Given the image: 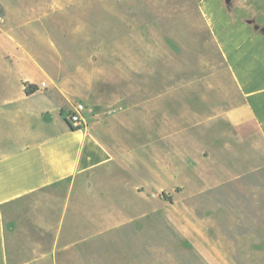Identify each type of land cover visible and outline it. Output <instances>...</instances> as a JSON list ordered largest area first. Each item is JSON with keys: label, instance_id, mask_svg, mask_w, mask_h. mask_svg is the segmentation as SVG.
<instances>
[{"label": "rangeland", "instance_id": "374dc122", "mask_svg": "<svg viewBox=\"0 0 264 264\" xmlns=\"http://www.w3.org/2000/svg\"><path fill=\"white\" fill-rule=\"evenodd\" d=\"M201 2L0 0V35L13 36L29 64L82 68L77 79L87 81L66 93L85 115L119 97L146 106L138 133L127 112L106 116L119 159L72 192L80 208L109 215L96 218L111 227L95 237L97 264H264V145L239 140L225 117L235 88ZM206 12L230 30V10L212 2ZM4 53L0 100L19 96ZM154 157L164 160L157 172ZM66 192L65 183L46 187L4 208L10 264H40L49 248L40 224Z\"/></svg>", "mask_w": 264, "mask_h": 264}, {"label": "crops", "instance_id": "0c3cea01", "mask_svg": "<svg viewBox=\"0 0 264 264\" xmlns=\"http://www.w3.org/2000/svg\"><path fill=\"white\" fill-rule=\"evenodd\" d=\"M212 2L222 11L230 10L229 31L206 12ZM201 3L235 88L237 100L225 110V117L239 140H258L264 145V0H202ZM223 24L227 25V21ZM0 47V58L5 52L8 59L7 63L2 61L1 68L19 91L17 98L0 100V119L5 120L0 124V264H10L7 234L14 227L13 223L7 224L4 208L34 191L62 183L66 184L67 194L59 210L49 216L52 220L48 225L40 224L45 229L43 234L49 248L38 260L40 264L43 259L47 260L46 264H97L95 237L109 232L111 227L96 225V218L109 215L93 208H80L76 202L81 196L75 193L72 197V192L77 183V186L90 183L89 179L108 170L119 159V146L111 142L119 136L118 128L107 118L127 112L131 117L128 121L138 133L137 129L140 127L142 131L146 121L143 116L146 106L140 108L138 104L142 101L121 97L117 101H100L102 110L90 115L83 111L84 123L77 130L71 129L65 118L80 102L73 101L66 90L87 81L84 76L77 79L76 74L82 68L51 72L41 65H31L17 51L19 46L13 36L0 35ZM89 54L84 55L89 57ZM41 81L45 82L44 86L40 85ZM24 83L35 84L38 89L26 94ZM34 95L42 96L45 101H32ZM148 102L154 105L152 99L145 104ZM157 116L154 113L150 118L157 120ZM172 159L168 157L165 162L171 173ZM153 161L157 172L164 160L154 157ZM43 229L40 228L41 232Z\"/></svg>", "mask_w": 264, "mask_h": 264}, {"label": "built area", "instance_id": "2783aa9c", "mask_svg": "<svg viewBox=\"0 0 264 264\" xmlns=\"http://www.w3.org/2000/svg\"><path fill=\"white\" fill-rule=\"evenodd\" d=\"M45 82L41 81L40 85L44 86ZM84 106L81 103H77L74 110L66 115L67 121L72 127H80L84 123Z\"/></svg>", "mask_w": 264, "mask_h": 264}, {"label": "trees", "instance_id": "16d2710c", "mask_svg": "<svg viewBox=\"0 0 264 264\" xmlns=\"http://www.w3.org/2000/svg\"><path fill=\"white\" fill-rule=\"evenodd\" d=\"M38 89L37 85L35 84H31V83H24V91L26 92V94H31L33 92H35ZM66 122L68 123V125L70 126L71 129L77 130L79 129V127H72L70 125V123L67 121V119L65 118Z\"/></svg>", "mask_w": 264, "mask_h": 264}]
</instances>
